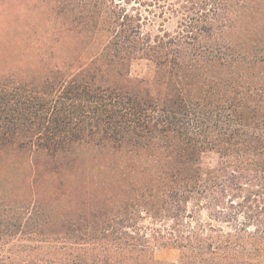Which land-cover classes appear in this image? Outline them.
<instances>
[{"label":"trees","instance_id":"1","mask_svg":"<svg viewBox=\"0 0 264 264\" xmlns=\"http://www.w3.org/2000/svg\"><path fill=\"white\" fill-rule=\"evenodd\" d=\"M52 1L45 77H0V154L132 170L66 209L1 200L0 264H264V0Z\"/></svg>","mask_w":264,"mask_h":264},{"label":"rangeland","instance_id":"2","mask_svg":"<svg viewBox=\"0 0 264 264\" xmlns=\"http://www.w3.org/2000/svg\"><path fill=\"white\" fill-rule=\"evenodd\" d=\"M55 19L52 0H0V77L13 73L45 77L41 68L44 62L51 63L52 50L50 43L41 36L62 23ZM174 27V23L166 25L170 31ZM57 157L60 162L51 169L45 167L46 163L51 165L50 160L41 152L11 149L2 152L0 204L4 200L21 208L37 201L48 208L66 209L85 201L89 183L101 193L108 177L115 175L118 183H123V174L132 170L129 156L113 149L79 145ZM179 257L177 249H155V258L159 262L177 263Z\"/></svg>","mask_w":264,"mask_h":264}]
</instances>
